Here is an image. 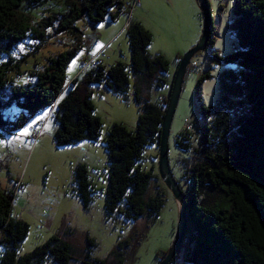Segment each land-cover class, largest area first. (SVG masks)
Wrapping results in <instances>:
<instances>
[{"label": "trees", "instance_id": "1", "mask_svg": "<svg viewBox=\"0 0 264 264\" xmlns=\"http://www.w3.org/2000/svg\"><path fill=\"white\" fill-rule=\"evenodd\" d=\"M43 1L0 0V94L4 91L7 97L4 102L0 100V110L12 106L19 111L12 120L0 115V135L13 134L38 111L48 109L55 126L54 146L81 141H100L103 145L107 159L104 218L120 215L125 221L140 217L151 220L163 199L159 193L145 199L152 177L140 170L138 162L145 147L158 144L171 85L167 97H160L155 105L149 101V93L164 84L160 75L166 73L167 62L159 54H148L151 36L129 18L131 5L122 10L121 0H60L65 8L51 17H39L44 12L32 14ZM112 8L109 21L120 12L127 15L124 33L128 65L115 62L105 67L95 60L92 68L69 81L66 94L58 99L65 86L64 71L82 48L75 21L97 25ZM231 12L233 21L228 30L234 34V51L223 58L211 51V26L207 49L212 54L206 57L215 65L216 61L222 66L234 65L236 71H222L216 76L218 96L208 107L203 106L198 93L200 82L208 74L198 75L193 86L200 141L183 171L185 192L180 189L185 195L186 228L193 234L186 237L184 251L180 248L175 255L185 264H264V0H233ZM53 17L58 18L56 25ZM49 27L52 32L46 35ZM52 35L56 39L66 36V50L47 57L40 67L33 64L35 69L21 70L27 58L40 51ZM179 58L175 57L176 62ZM23 74L26 80L15 83ZM129 75L134 79L131 96L138 109L135 126L127 130L113 124L101 137L91 89L102 86L125 99ZM175 143L188 152L184 131ZM71 180L76 199L87 210L96 190L84 165L73 166ZM12 197L13 193L0 190V264H45L47 259L52 264H69L76 260L69 243L56 236L16 257L27 226L10 216ZM85 244L86 249L93 245L89 239ZM128 244L126 240L118 242L101 260H90L85 254L79 263L123 264Z\"/></svg>", "mask_w": 264, "mask_h": 264}, {"label": "rangeland", "instance_id": "2", "mask_svg": "<svg viewBox=\"0 0 264 264\" xmlns=\"http://www.w3.org/2000/svg\"><path fill=\"white\" fill-rule=\"evenodd\" d=\"M121 1L123 10L128 5L130 6L134 0ZM135 1H137L138 6L134 10H138L141 19L147 22L144 27L141 26L151 36L150 45L147 47L148 54L151 56L159 54L167 62L166 73L160 75L164 84L159 88H152L149 93V101L155 105L160 97H167L177 66L175 57L181 56L190 48L182 50L187 43L195 38L193 45L198 41L202 32V14L197 0ZM206 3L214 33L211 51L216 52L218 58H223L231 54L235 47L234 34L228 30V26L233 21L231 12L233 0H206ZM62 8L65 6L61 4L60 0H45L40 6H36L32 10V14L44 12L43 15L39 14V17H51L52 14L62 11ZM109 12H114V8L108 10L104 21L97 25H90L81 20L75 21V27L81 32L82 48L69 61L64 71L65 86L58 99L66 94V85L70 79L77 76L81 67L80 57H88L98 50L99 47L92 44L93 39L97 38L94 37L95 33L97 32L101 43H103L115 30L123 26L124 22L126 23L127 15L125 12L118 13L112 21L107 19ZM57 20V17L52 18L53 25L57 24ZM47 29L46 35L49 32L51 34V27ZM98 30L100 31L98 32ZM52 36L40 51L27 58V63L21 65V70L34 68L32 67L33 64L40 67L45 63L47 57L66 50L63 46L64 42L69 43L66 42V36H62L60 39ZM176 46L182 47L178 50L179 54L175 52ZM208 54L210 55L212 52L208 49L202 51L203 57ZM98 58L101 59L103 65L109 66L115 62L128 65V50L124 31H121L120 35L109 43L108 48ZM186 68L166 140L167 167L172 179L182 192H185L186 188V181L182 175L189 154L179 149L175 141L177 135L183 131L184 120H193L195 116L193 92L195 79L201 73L208 74V78L203 79L198 87L201 102L204 107H208L218 96L216 76L222 71H236L234 65L218 66L208 58H204L202 66L196 73L190 71L188 67ZM25 80L23 74L15 83H21ZM128 82L125 99H121L110 91L108 92L102 86H98L90 95L93 113L101 123V137L105 135L106 129L113 124L121 125L127 130H132L135 126L138 109L131 96L134 79L130 75ZM99 88L107 91L106 97L99 93ZM0 100L3 102L7 100L4 91L0 94ZM47 112L48 109H42L13 134L0 135V190H6V187L10 188L6 190L13 193L10 216L27 226L26 236L15 250L16 257L30 252L31 249L42 244L47 238L56 236L60 239L66 238L65 241L72 248L76 260L69 264H80L79 261L85 254L90 260L104 259L114 246L123 240L129 243L124 251L123 264H157L164 256L165 251L170 249L178 227L176 201L162 183L158 173V144L157 147L156 145L145 147L142 152V159L138 162L140 170L148 172L152 177L145 199L154 197L156 193H159L163 199L157 215L151 220L140 217L135 221H125L120 215L106 220L103 212V193L106 187L107 159L103 145L100 141H81L85 144V148L87 146V149L76 159L73 158L72 161L66 157L73 154L66 152L72 150L70 146L79 142L56 147L52 144L53 133L49 141V134L46 129V132L39 134L36 141L31 144L32 126L38 119L37 116L42 114L43 117ZM0 113L3 119L12 120L19 111L9 106L7 109L0 110ZM47 120L49 121L46 128H52L54 126L53 120L50 116ZM81 163L85 166L88 180L96 190L87 210H84L76 199L71 180L73 166ZM66 223L67 225L63 227ZM67 229L70 230V234L66 237ZM61 230L64 234L58 237ZM50 231L52 234H46ZM192 234V231L187 227L179 247L182 252L187 242L186 237L192 238ZM86 239L93 243L92 247L87 249ZM181 260L180 257H176L172 264H185ZM45 264L52 263L47 259Z\"/></svg>", "mask_w": 264, "mask_h": 264}, {"label": "water", "instance_id": "3", "mask_svg": "<svg viewBox=\"0 0 264 264\" xmlns=\"http://www.w3.org/2000/svg\"><path fill=\"white\" fill-rule=\"evenodd\" d=\"M197 2L202 14V32L199 36L198 41L185 53H183L177 62L176 70L169 91V97L160 123V133L158 139V173L162 183H164V185L171 192L176 201L178 209V227L170 249L165 252L164 256L157 262V264H169L171 262L181 245L188 223L185 211V195L180 191V189L172 179L167 167L166 140L172 114L177 102L182 77L184 75L188 61L193 55L206 49L209 44L208 36L211 28L209 10L206 0H197Z\"/></svg>", "mask_w": 264, "mask_h": 264}, {"label": "built area", "instance_id": "4", "mask_svg": "<svg viewBox=\"0 0 264 264\" xmlns=\"http://www.w3.org/2000/svg\"><path fill=\"white\" fill-rule=\"evenodd\" d=\"M218 1V0H216ZM138 6L137 1H133L129 11L131 12L135 7ZM92 44L96 47H99V51L96 52L95 54H91L88 57L85 56H81L80 57V64H81V71L87 69V68H92L95 64V57L97 54L101 53L104 49H105V45L100 44L99 40L97 38L93 39ZM207 58V57H202V51L196 53L195 55H193L189 61L186 67H188V69L194 73L197 72V70L199 69L200 65L203 62V59ZM216 65L221 66V64L219 62L216 61ZM50 115V111L47 112V114H45L43 117L38 118L34 125L32 126V130H33V134L31 136V144H33L36 139L38 138L39 134L42 133L43 127H44V123L45 121L48 119V116ZM183 131L186 134V137L188 139V154L190 156V154L192 153L193 149L196 148V146L198 145L200 138H199V129H198V125L196 123V114L194 116V119H185L183 122ZM67 225V223L63 226L65 227ZM64 234L63 230H61L58 234V237L62 236ZM177 254V252H176ZM175 259V257H174ZM172 259V261L174 260ZM172 261L169 263L171 264Z\"/></svg>", "mask_w": 264, "mask_h": 264}, {"label": "crops", "instance_id": "5", "mask_svg": "<svg viewBox=\"0 0 264 264\" xmlns=\"http://www.w3.org/2000/svg\"><path fill=\"white\" fill-rule=\"evenodd\" d=\"M219 3H221V2H219ZM135 8H137V7H135ZM134 8V9H135ZM132 10L131 12H130V15H129V18L131 19V20H134V21H137L138 23H140L143 27L147 24V22H144L142 19H141V15H140V13H139V11L138 10ZM127 20V19H126ZM125 22H124V25L123 26H121L119 29H117V30H115L112 34H111V36H109L103 43H101V40H100V38H99V35L97 34V32L95 33L96 35H94V37H97L98 38V40H99V42H100V44H102V45H105V49L101 52V53H99V54H97L96 55V57H95V60L98 62V63H100L101 65H103V63L101 62V59L100 58H98V56L100 55V54H102L107 48H108V46H109V43L110 42H112V41H114L115 40V38H117L119 35H120V33H121V31H124V27H125ZM100 30H98V32H99ZM195 40H196V38L193 40V41H191L190 43H187L184 47H183V49L182 50H185L186 48H191V46H193V43L195 42ZM150 45V44H149ZM179 48H182V47H180V46H176L175 47V52L177 53V54H179L178 52V50H179ZM87 51V50H86ZM85 51V52H86ZM99 51V48H98V50L96 51V52H98ZM95 52V53H96ZM213 52V51H212ZM185 53V52H184ZM215 54H216V52H215ZM103 66H108V65H103ZM81 71V67H80V69L78 70V73ZM77 73V74H78ZM71 80V79H70ZM102 88H104V87H102ZM95 89H97V87H93L91 90L94 92L95 91ZM107 90V89H106ZM106 90H104V89H98V91H99V93L101 94V95H103V96H107V91ZM109 92V91H108ZM45 115V114H44ZM38 118H40V117H42V114L41 115H39V116H37ZM48 121L49 120H46L45 121V123H44V127H43V130H42V133L41 134H43L44 132H46V129H47V132H48V134H49V137H48V139H49V141L51 140V134L54 132V129H55V126H53L52 128L51 127H49V128H46V125H47V123H48ZM44 137V136H43ZM40 140V139H39ZM71 147V149L72 150H69V151H67L66 153H72L73 155H74V157H73V155H68L66 158H68V159H71L72 161H73V158H77L80 154H82L84 151H86V149H87V146H86V148H85V144L83 143V142H79V143H77V144H75V145H73V146H70ZM79 149H81V151H79ZM81 164H83V163H81ZM6 190L7 189H10V188H5ZM11 191V190H10ZM61 227V226H60ZM57 233V231L55 232V234ZM46 234H52V232L50 231V233H46ZM65 234H66V237L70 234V230L69 229H67L66 230V232H65ZM62 240H66V238H63Z\"/></svg>", "mask_w": 264, "mask_h": 264}, {"label": "bare ground", "instance_id": "6", "mask_svg": "<svg viewBox=\"0 0 264 264\" xmlns=\"http://www.w3.org/2000/svg\"><path fill=\"white\" fill-rule=\"evenodd\" d=\"M218 1H219V0H218ZM206 50H207V48H206ZM203 51H204V50H203ZM202 57H203V56H202ZM203 62H204V59H203ZM203 62H202V64H203ZM202 64H201L200 66H202ZM179 249H180V248H179ZM179 249H178V250H179ZM177 252H178V251H177Z\"/></svg>", "mask_w": 264, "mask_h": 264}]
</instances>
